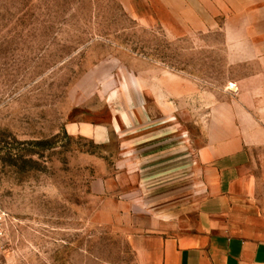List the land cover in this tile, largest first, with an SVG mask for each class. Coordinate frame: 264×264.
Wrapping results in <instances>:
<instances>
[{"label":"rangeland","instance_id":"rangeland-1","mask_svg":"<svg viewBox=\"0 0 264 264\" xmlns=\"http://www.w3.org/2000/svg\"><path fill=\"white\" fill-rule=\"evenodd\" d=\"M217 117L264 143V0H0V264H138Z\"/></svg>","mask_w":264,"mask_h":264},{"label":"crops","instance_id":"crops-1","mask_svg":"<svg viewBox=\"0 0 264 264\" xmlns=\"http://www.w3.org/2000/svg\"><path fill=\"white\" fill-rule=\"evenodd\" d=\"M119 1L133 10L135 0ZM237 124L215 118L195 151L194 218L160 206L150 229L128 235L138 264H264V143L250 144Z\"/></svg>","mask_w":264,"mask_h":264},{"label":"built area","instance_id":"built-area-1","mask_svg":"<svg viewBox=\"0 0 264 264\" xmlns=\"http://www.w3.org/2000/svg\"><path fill=\"white\" fill-rule=\"evenodd\" d=\"M4 216H5V211H4L3 205L0 201V228H1V222L4 219ZM0 232H1V230H0Z\"/></svg>","mask_w":264,"mask_h":264},{"label":"bare ground","instance_id":"bare-ground-1","mask_svg":"<svg viewBox=\"0 0 264 264\" xmlns=\"http://www.w3.org/2000/svg\"><path fill=\"white\" fill-rule=\"evenodd\" d=\"M230 88H232L233 90H237V89H236V83H231V84H230Z\"/></svg>","mask_w":264,"mask_h":264}]
</instances>
